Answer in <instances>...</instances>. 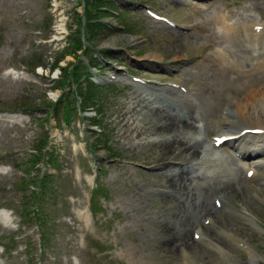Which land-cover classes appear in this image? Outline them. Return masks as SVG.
Wrapping results in <instances>:
<instances>
[{
    "label": "rangeland",
    "instance_id": "obj_1",
    "mask_svg": "<svg viewBox=\"0 0 264 264\" xmlns=\"http://www.w3.org/2000/svg\"><path fill=\"white\" fill-rule=\"evenodd\" d=\"M235 1L0 0V243L9 247L0 246V264H264V152L241 157L229 143L214 149V156L233 169L239 187L212 219L213 245L199 244L200 254H190L189 263L182 247H164L160 226L172 202L162 192L161 152L154 142L169 134L152 132L159 121L154 108L166 105L195 115L204 111L196 120L197 136L206 137L207 127L204 148L209 150L221 133L223 114L240 102L249 104L243 97L253 87L247 78L257 75L258 92H264V69L240 77L233 69L216 72L212 55L221 45L215 14L220 10L235 21L242 8ZM149 8L175 25L149 18ZM251 13L264 25L263 10L262 16L256 9ZM77 35L82 45L78 58L66 54L58 63L80 67L77 89L70 81L67 90L60 88L61 81L52 82L60 73L53 64L75 47L70 43ZM174 46L180 50L172 53ZM153 56L156 63L149 61ZM209 87V103L198 107L197 94ZM71 90L68 101L96 109L98 117L89 109L84 116L72 115L70 126L63 124L64 103L57 109L52 105ZM136 93L141 100L131 104ZM86 99L96 105L85 106ZM189 100L191 107L186 106ZM124 103L137 112L136 132L146 138L144 144L124 139L118 131L115 109ZM30 108L40 114H29ZM8 110L19 118L5 119ZM179 134L189 135L184 130ZM32 147L39 150L33 157L28 156ZM212 154L196 167L212 171ZM33 160L43 164L33 168ZM180 161L169 165L179 167ZM135 187L145 192L134 198ZM34 191L37 203L42 202L45 234L20 215L37 208L26 204Z\"/></svg>",
    "mask_w": 264,
    "mask_h": 264
},
{
    "label": "bare ground",
    "instance_id": "obj_2",
    "mask_svg": "<svg viewBox=\"0 0 264 264\" xmlns=\"http://www.w3.org/2000/svg\"><path fill=\"white\" fill-rule=\"evenodd\" d=\"M262 1L264 0L260 2L235 1V4L242 5V8L236 14L235 21H229V16L220 10L215 14L216 24L220 28L218 39H216L219 40L221 45L212 55L213 61L217 64V73L223 75L224 70L233 69L240 73L238 76L240 77L243 72L264 69V27L262 30H258L257 27L261 25L260 21L256 20L257 17L254 14H250L251 9H256L258 14L261 15V11H264ZM225 7H228V5L226 4ZM231 12L233 13V11ZM163 26L166 25L163 24ZM177 47L174 46L171 52L179 51L180 48ZM149 59L150 63H156L157 61L156 56L149 57ZM174 62H181V59H176ZM210 68L212 69V65H210ZM247 79L252 80L253 85L252 88L243 92V97L249 104L241 106L240 102L234 110L233 108L227 110L223 114L221 127L219 128L221 133L217 135L219 137L236 136L234 141L228 140L225 142L231 144L243 157L257 156V154L264 152V118L261 115L264 112V92H258L257 75ZM210 89L211 87L206 88L204 92L197 94L198 107L204 108L209 103L211 95L208 94ZM145 90L149 91V88ZM176 95L177 91L175 90L170 99L175 98L172 96ZM131 99V104L141 100L138 93L133 95ZM254 102H259V104H252ZM193 105L190 100L186 103L188 107ZM154 109L159 121L152 128V132L169 134L166 140L154 142V145L160 147L161 152L158 166L163 168V171L158 176L165 179L162 183L165 187L162 192L168 203L172 202L169 207V215H166V219L162 220L160 225L162 244L168 250L171 247L173 248L174 245L182 247L183 254L187 259L186 263H189L190 254H193L192 257L200 254L197 249L200 245L203 247L213 245L214 233L209 228L214 227V217L219 209L215 201L220 202V207L225 203H230L231 195L239 187V184L234 181L235 173L233 169L225 163V160L219 161L217 156L213 155L209 159L210 163H215L212 171L208 172L203 167L201 169L196 167L204 160L205 154L212 151V148L215 149L214 139L209 150L204 148V142L209 132L207 127H204L206 137L197 136L201 129L196 120L202 117L201 114L205 113L204 111L200 110L199 115H195V111L182 113L175 108L166 107V105ZM136 113V110L130 107V104H120L115 109V122L124 139H131L135 143L144 144L146 138L141 137L139 132H136L137 125L134 117ZM2 116L11 120L19 118V115L12 113L3 114ZM256 128H261L262 132L254 134L247 130H256ZM181 130L189 135L187 137L180 135ZM180 158L183 161H180L181 165L179 167L169 165ZM192 160H196L195 164ZM251 162L246 161L245 163ZM257 164L255 163V165ZM135 188L134 198L143 194V191L145 192L142 187ZM1 218H3L2 215H0ZM194 233L198 234L197 238L192 237Z\"/></svg>",
    "mask_w": 264,
    "mask_h": 264
},
{
    "label": "trees",
    "instance_id": "obj_3",
    "mask_svg": "<svg viewBox=\"0 0 264 264\" xmlns=\"http://www.w3.org/2000/svg\"><path fill=\"white\" fill-rule=\"evenodd\" d=\"M76 31L78 33L80 31L79 28L76 29ZM73 42H74V44H73ZM73 42L71 41L70 44L73 45V46H75V47H73L69 52L61 53L60 57L56 58L55 61H54V64H53V66H57L60 69L59 80L61 81V83H60L61 88H63V86H69V82L70 81H72L73 83H75L73 85L77 86V84L79 83V81L82 80V78H81L82 76L80 74V67H78L77 65L74 66L72 62H67L65 65H62V66H59L58 65V63L60 62V60L66 54H69L71 56H75L76 58H78V56H77V53L78 52L77 51L82 48L81 41L78 38V35L73 40ZM71 65H73V67H72V70L70 71V66ZM76 89H77V87H76ZM68 90H70V87H69ZM72 93H73V91L71 90V92H69V95L63 94L62 95V98H60V100L58 102H55L52 105L54 109H57V107L60 106V104L64 103V105H62L61 107H62V110H63V112H62L63 113V117H64L65 121H67V122H69L71 120L70 117L72 115H74L75 113H78L76 111V107H75L76 102L74 104L73 102L68 101V98L71 97ZM78 96L82 97V94L81 95L79 94ZM86 100H85L86 101L85 102V106L88 105V104H92L93 106L96 105L94 102L89 101V99H86ZM66 103H69V106L68 107L65 106ZM95 112H97V114H98L99 111H96V109H95ZM45 142H46V138L44 139V143ZM110 151H111V149H109V152ZM35 161L36 160H33V162H35ZM46 182L47 181L44 180V186H45ZM31 195H32L33 199L31 201H29L28 204H31V205H34L35 204V205H38V206H37V208L35 210H33V211L31 210L32 215H31V212L28 213L29 220L30 221H35L36 220V222L37 223L39 222V224L41 226V224H44L46 222V220H45L44 215H42L39 212L40 209H41L39 207L40 204L37 203V202H39V197H37L36 191L31 192Z\"/></svg>",
    "mask_w": 264,
    "mask_h": 264
}]
</instances>
